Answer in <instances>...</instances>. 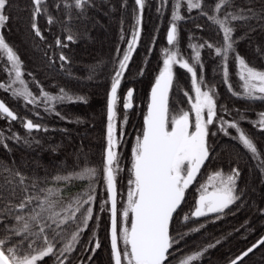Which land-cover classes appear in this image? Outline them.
Wrapping results in <instances>:
<instances>
[{
  "label": "snow or ice",
  "instance_id": "1",
  "mask_svg": "<svg viewBox=\"0 0 264 264\" xmlns=\"http://www.w3.org/2000/svg\"><path fill=\"white\" fill-rule=\"evenodd\" d=\"M30 28L35 37L44 40L38 20L44 16L48 25L62 24V30L67 31V41L74 40L71 29L67 26L73 19V11L77 17H84L94 0H30ZM169 0H157L156 12L162 17ZM127 5L124 0L122 7ZM50 6L62 8L66 19L58 21L50 12ZM133 9V25L127 48L114 58V67L110 77V88L107 92L106 112V147L103 153L102 168L90 166L87 154H76L75 163L64 170H57L54 175H38L35 171L28 174L21 170L15 161L12 163L0 159V264H44L46 258H51L53 264H71L70 256L76 251L77 245L86 229L95 220L99 227V213L110 214V257L111 264H169V257H174V249L186 236L198 233L206 227V223L187 228L185 232L175 231L173 224L179 215L178 210L185 201L186 190L196 180L202 166L211 159L213 151L209 137L217 133L210 126H218V131L229 136L228 129H234L238 135L233 137L251 154L256 162L255 167L264 175V155H262L253 140L239 126V121L225 120L218 115L219 111L227 112L224 106H219L216 100L215 86L209 87L205 81L204 64L200 49L214 50L213 58H219L217 71L222 70L223 83L228 90L238 98L264 101V70L251 66L237 51V44L249 32L257 28L264 30V0H172L169 27L166 33L167 45L175 46L178 42V23L192 17L182 15V9L191 14L198 10L200 17H205L207 23L215 29L216 34H222V40L217 43L204 40L193 44L189 36V47L192 49V63L179 55V50L163 49L162 67L151 86L147 111L143 116L142 129L135 137L131 147L130 167L121 164V155L117 149L122 145L126 135L123 123H127V115L123 122L117 125L118 89L122 78L129 67L132 54L141 38L143 12L146 0H135ZM13 7L12 0H0V70L6 74L7 82H0V89L22 100L25 105L39 107L44 105L46 112L66 119L56 111L55 105L65 103H87L84 96L71 94L61 88L56 95L50 94L40 87L39 96L29 90L22 78V61L3 35L2 29L11 19L9 10ZM255 22V23H253ZM123 25V21L121 22ZM203 31V26L196 25ZM238 28L246 29L244 34L236 37ZM121 39H124L123 27ZM156 37H153V43ZM55 44L64 48L67 44L57 37ZM257 52L260 48L257 47ZM61 67L67 62V57L61 53ZM6 60V63H5ZM235 61L237 75L242 81V94L233 91L229 80L230 61ZM178 64L191 74V88L195 93L194 100L189 96L190 110H180L170 114V89L173 88V66ZM199 66V74L197 71ZM95 70L88 76L92 79ZM28 75H31L30 73ZM21 85L17 87L16 85ZM185 92V96H188ZM133 89L129 88L123 96L125 113L133 107ZM39 115V113H35ZM191 114H194V119ZM0 118L16 121L18 116L0 101ZM23 127L31 133L40 131L43 126L30 119L19 118ZM243 114L240 120H244ZM79 123V119L76 121ZM254 127L264 130V112L259 113L253 122ZM47 131V128H43ZM19 142L20 137L13 133L10 137L0 134V146L8 149L6 140ZM39 143V141H36ZM25 143H28L25 140ZM83 156V161H81ZM127 170V193L123 206L118 209V175ZM240 176L238 168H232L230 173L216 171L209 176L208 183L201 184L195 207L190 213L184 214L180 223L199 218L214 217L220 220L231 212L232 206L240 200L242 191L237 188ZM103 182V189L98 184ZM78 189L77 191H72ZM106 193V198L101 196ZM98 205V212L93 205ZM264 211V210H262ZM214 222V221H213ZM95 241L92 249L85 248L93 254L101 247L96 239V231L92 229L89 243ZM220 241H216L219 244ZM215 244L186 255L178 264H193L200 261ZM264 246V236L248 247L240 256L229 261V264H243V259L255 249ZM89 261L93 259L88 257Z\"/></svg>",
  "mask_w": 264,
  "mask_h": 264
},
{
  "label": "trees",
  "instance_id": "2",
  "mask_svg": "<svg viewBox=\"0 0 264 264\" xmlns=\"http://www.w3.org/2000/svg\"><path fill=\"white\" fill-rule=\"evenodd\" d=\"M48 2L52 4V0ZM171 3L172 0H169L161 17L156 12L157 0H146L141 38L122 78L121 87L118 89V127L127 115V123H123L126 135L122 145L117 149L121 155V164L125 168L130 167L131 147L135 136L142 129L149 92L162 67V51L170 46L167 45L166 33L169 27ZM12 4L13 7L9 10L11 19L2 32L6 42L13 47L22 61L23 79L28 84L29 90L38 96L40 87L50 94H56L63 88L71 94L84 96L87 103L55 105L56 111L66 117L61 119L55 114L46 112L42 105L39 107L25 105L22 100L0 89V100L18 116L16 121L0 118V134L10 137L15 133L20 137L19 142L10 139L5 141L9 150L0 146V159L9 163L15 161L18 166H21V170L28 174L35 171L38 175L44 176L47 172L51 176L57 170H64L65 164L70 168L76 161V154L83 152L87 154L90 166L102 168L106 147L107 92L110 88L113 61L117 56V48L120 49L121 56L126 49L134 23L135 0H127L125 7H122L124 0H94L95 6L90 7L84 17H77L73 11V19L67 25L74 36L71 42L67 41L66 37L69 33L62 30L61 23L50 26L44 16L39 18L38 23L45 39L35 37L30 28V0H12ZM49 10L58 21L63 22L66 19L62 8L50 6ZM182 15L186 17L190 15L192 18L177 22L178 42L172 47H175L174 50H179L181 57L190 59L188 56L191 52L188 47L190 35L193 37L191 40L193 44L203 43L204 40L215 44L222 40V34L218 36L215 29L207 23L206 18L199 16L198 10H193L189 14L184 8ZM197 24L202 25L204 30L197 28ZM122 27L123 40L121 39ZM245 31L246 29L238 28L235 36L240 37ZM154 36L156 40L153 43ZM57 37L67 44V47H57L55 44ZM257 47L260 48V52H257ZM236 48L251 66L264 70V30L257 28L249 32ZM200 51L205 81L209 87L216 88L218 108L224 106L228 109L227 112L219 111L218 115L228 121H239V126L264 155V130L254 127L253 123L258 119L259 113L264 112V101L247 100L233 95L228 90V86L223 83L222 70H216L220 59L213 58L214 50L203 48ZM61 53L67 57L63 68L59 59ZM93 70H95L93 78L88 79ZM197 71L199 74V66ZM229 71L233 91L239 93L234 60L230 61ZM29 73L31 75H28ZM173 75L174 84L169 92V103L172 109L170 114L189 110V96L192 92L191 78L185 69H181L176 64L173 66ZM0 82H7L6 74L2 70H0ZM37 82L40 87L37 86ZM129 88L133 89V107L125 113L122 98ZM185 92L189 95L185 96ZM241 114L244 115V120H240ZM19 118L30 119L34 123L41 124L43 128H47V131L42 128L40 131L33 130L29 133ZM77 119L79 123L74 122ZM210 128L217 133L216 136L209 137V144L213 149L211 159L205 162L195 182L186 190L185 201L178 210L179 215L173 224V234L175 231L185 232L187 228L198 226L199 223H206V227L181 240L177 246L178 250H173L175 258L169 257V264L210 243L216 246L210 248L200 261L193 264H228L231 259L254 244L264 232V211H262L264 210V175L255 167L256 162L252 160L251 154L237 139L219 132L218 126H210ZM228 131L230 135L234 133L233 129ZM25 140L28 143H25ZM232 168L239 169L237 188L242 191V195L240 200L232 206L231 212L220 220H215L214 217L199 218V220L194 218L187 225H182L180 221L184 214L194 210L200 183L207 175L215 171L230 173ZM128 178L127 170L119 173L118 197L126 196ZM103 187L101 181L98 189ZM101 196L106 198V193L101 192ZM93 207L98 212V205L94 204ZM99 215L101 216L99 227H96L95 220L89 222L91 227L85 230L81 243L70 256L71 264H111L109 213L103 212ZM92 229H95L96 239L101 244L94 254L91 251H85V248L92 249L95 246V241L89 243ZM216 241L220 243L216 244ZM89 256L93 257L91 261L88 259ZM44 264H53V261L51 258H46ZM243 264H264V246L255 249L253 253L245 257Z\"/></svg>",
  "mask_w": 264,
  "mask_h": 264
},
{
  "label": "rangeland",
  "instance_id": "3",
  "mask_svg": "<svg viewBox=\"0 0 264 264\" xmlns=\"http://www.w3.org/2000/svg\"><path fill=\"white\" fill-rule=\"evenodd\" d=\"M130 36H131V34H130ZM130 36H129V39H130ZM189 47V46H188ZM126 48H127V45H126ZM166 48H169V49H171V50H174L175 49V47H172V46H169V47H166ZM189 49H190V54L188 55L189 56V58L190 59H187L186 57H182L183 59H185V60H187L190 64L192 63V60H191V57H192V55H193V52H192V49L189 47ZM163 52V51H162ZM0 55H3L2 53H0ZM163 58H164V55H163ZM235 72L237 73V69H236V66H235ZM190 75V78H191V74H189ZM236 76H237V78H238V75L236 74ZM22 78H23V76H22ZM238 83H239V93L240 94H242V92H243V88H242V81H240L239 80V78H238ZM17 87H20L21 85H19V84H17L16 85ZM10 93V92H9ZM59 93V92H58ZM58 93H56V94H58ZM11 94V93H10ZM56 94H53V95H56ZM39 96V95H38ZM192 98H193V100H194V96H195V93L192 91L191 92V95H190ZM40 105H42V106H44L43 104H40ZM190 107H191V105H190V102H189V110H190ZM188 111V110H187ZM192 116H193V119H194V114H191ZM233 134L232 135H229V136H231V137H236L237 135H238V133H236V131L233 129ZM137 136V135H136ZM135 136V137H136ZM216 172V171H215ZM215 172H210L208 175H207V177L205 178V180L203 181V182H201L200 183V185L201 184H206V183H208V178H209V176H212V175H214L215 174ZM223 173V172H222ZM224 174H228V173H224ZM199 188H200V186H199ZM124 198H126V196L124 197ZM124 198H122V196H120L119 195V197H118V203H119V209H121L122 208V206H123V202H124ZM186 255H188V254H186ZM186 255H184V256H182V257H180V259H182V258H184ZM180 259H178V261L180 260ZM178 261L177 262H175V263H173V264H178Z\"/></svg>",
  "mask_w": 264,
  "mask_h": 264
},
{
  "label": "water",
  "instance_id": "4",
  "mask_svg": "<svg viewBox=\"0 0 264 264\" xmlns=\"http://www.w3.org/2000/svg\"><path fill=\"white\" fill-rule=\"evenodd\" d=\"M150 91H151V89H150ZM149 98H150V92H149L148 102H149ZM0 101H1V100H0ZM146 111H147V107H146ZM202 167H203V166H202ZM198 174H199V173H198ZM262 236H264V232H263ZM262 236H261V237H262ZM261 237H260V238H261ZM260 238H259V239H260ZM259 239H258V240H259ZM109 240H110V214H109ZM255 243H256V242H255ZM240 255H241V254H240ZM240 255H239V256H240ZM228 264H229V263H228Z\"/></svg>",
  "mask_w": 264,
  "mask_h": 264
},
{
  "label": "flooded vegetation",
  "instance_id": "5",
  "mask_svg": "<svg viewBox=\"0 0 264 264\" xmlns=\"http://www.w3.org/2000/svg\"><path fill=\"white\" fill-rule=\"evenodd\" d=\"M197 176H198V175H197ZM194 182H195V181H194ZM194 182H193V183H194ZM190 186H191V185H190ZM197 198H198V197H197ZM171 264H172V263H171Z\"/></svg>",
  "mask_w": 264,
  "mask_h": 264
},
{
  "label": "bare ground",
  "instance_id": "6",
  "mask_svg": "<svg viewBox=\"0 0 264 264\" xmlns=\"http://www.w3.org/2000/svg\"><path fill=\"white\" fill-rule=\"evenodd\" d=\"M110 241V240H109Z\"/></svg>",
  "mask_w": 264,
  "mask_h": 264
}]
</instances>
